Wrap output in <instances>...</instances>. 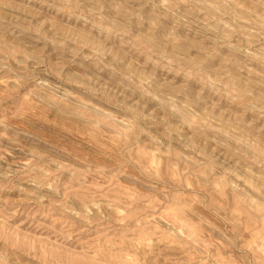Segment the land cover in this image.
<instances>
[{"label":"rangeland","instance_id":"obj_1","mask_svg":"<svg viewBox=\"0 0 264 264\" xmlns=\"http://www.w3.org/2000/svg\"><path fill=\"white\" fill-rule=\"evenodd\" d=\"M0 264H264V0H0Z\"/></svg>","mask_w":264,"mask_h":264}]
</instances>
